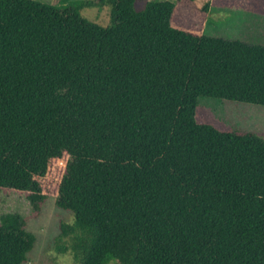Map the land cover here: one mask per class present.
<instances>
[{"label":"trees","instance_id":"1","mask_svg":"<svg viewBox=\"0 0 264 264\" xmlns=\"http://www.w3.org/2000/svg\"><path fill=\"white\" fill-rule=\"evenodd\" d=\"M195 1L0 0V190L55 197L77 264H264V139L198 118L264 107V46L176 27ZM104 6L108 27L82 16ZM36 242L1 215L0 264Z\"/></svg>","mask_w":264,"mask_h":264},{"label":"rangeland","instance_id":"2","mask_svg":"<svg viewBox=\"0 0 264 264\" xmlns=\"http://www.w3.org/2000/svg\"><path fill=\"white\" fill-rule=\"evenodd\" d=\"M57 5L60 0H34ZM78 1V0H75ZM151 1L137 0L136 10L143 11ZM210 0H196L179 5L174 25L206 36L237 40L264 46V16L259 15V0H213L212 10L204 12ZM253 9L255 12L241 10ZM82 16L102 27L110 26L111 8H85ZM202 123H211L224 131L251 132L264 139V107L202 98L198 115ZM11 211L19 212L26 219V228L34 233L37 242L25 264H77L71 252L62 253L67 239L61 238V223H72L71 213L57 208L55 197L50 196L38 208L26 194L0 190V217ZM110 264H120L112 261Z\"/></svg>","mask_w":264,"mask_h":264}]
</instances>
